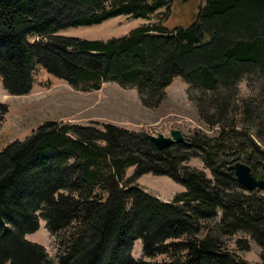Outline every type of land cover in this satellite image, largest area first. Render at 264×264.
Masks as SVG:
<instances>
[{"label":"trees","instance_id":"16d2710c","mask_svg":"<svg viewBox=\"0 0 264 264\" xmlns=\"http://www.w3.org/2000/svg\"><path fill=\"white\" fill-rule=\"evenodd\" d=\"M189 3L196 9L188 19ZM154 15L157 22L107 43L62 34ZM38 66L78 91L108 82L136 88L149 109L182 77L213 135L199 130L190 148L160 151L144 132L47 121L7 144L0 150V264H250L238 253L253 245L264 264V191H247L230 169L237 159L264 178V0H0L8 94L29 95ZM244 80L252 90L246 98ZM8 112L0 101V121ZM192 158L211 177L186 165ZM146 174L185 191L163 202L136 184ZM41 219L56 237L55 260L26 239Z\"/></svg>","mask_w":264,"mask_h":264},{"label":"rangeland","instance_id":"374dc122","mask_svg":"<svg viewBox=\"0 0 264 264\" xmlns=\"http://www.w3.org/2000/svg\"><path fill=\"white\" fill-rule=\"evenodd\" d=\"M195 9L194 3L187 5L185 15L188 19ZM157 21L156 15L149 21L120 16L99 25L68 29L62 34L107 43L129 35L140 26ZM184 23H187V20ZM239 88L242 98L252 95L246 80L239 84ZM188 89L189 85L185 80L176 77L166 89V98L160 106L149 109L142 104L136 88H123L114 82L103 84L100 90L78 91L38 66L31 93L15 97L7 93L0 76V101L9 108L8 114L0 121V150L16 140H25L33 130L47 121L100 126L113 124L151 136H157L159 133L169 136L171 129H179L189 138L199 130L213 135L200 120L197 106L190 100ZM194 95L200 96V91H195ZM186 165L204 170L211 177L210 171L205 169L204 163L199 158L190 159ZM134 171L135 168H129L126 178H130ZM136 184L163 202H172L177 194L185 191L182 185L167 176L146 174ZM46 227V222L41 219L40 229L34 234L27 235L26 239L44 246L50 258L55 260L58 243L56 237L51 235ZM230 248H235L233 243ZM259 253V248L253 245L250 252L238 254L250 264H261ZM132 255L136 260L143 258L142 240L136 241ZM162 259L163 257H159L156 261Z\"/></svg>","mask_w":264,"mask_h":264},{"label":"water","instance_id":"95a60500","mask_svg":"<svg viewBox=\"0 0 264 264\" xmlns=\"http://www.w3.org/2000/svg\"><path fill=\"white\" fill-rule=\"evenodd\" d=\"M150 140L160 151L170 149L175 145H184L188 148L192 146L191 138L186 137L179 129H171L169 136L160 133L157 136L150 135ZM230 169L234 171L238 183L247 191H264V178H258L254 175L247 164L234 159Z\"/></svg>","mask_w":264,"mask_h":264}]
</instances>
